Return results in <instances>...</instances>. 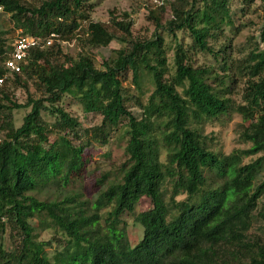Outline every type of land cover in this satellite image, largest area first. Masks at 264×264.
Listing matches in <instances>:
<instances>
[{
    "label": "trees",
    "instance_id": "16d2710c",
    "mask_svg": "<svg viewBox=\"0 0 264 264\" xmlns=\"http://www.w3.org/2000/svg\"><path fill=\"white\" fill-rule=\"evenodd\" d=\"M241 1L246 9L256 2ZM230 3L174 0L166 20L167 7L151 9L157 28L189 37L179 38L170 62L162 32L135 37L127 12L95 21L94 0H0V20L13 23L0 28V77L13 48L4 37L10 30L55 32L80 44L76 53L57 41L33 48L23 70L0 86V264H264V18L252 47L237 57L226 28L239 29ZM115 39L125 45L101 66L84 52ZM198 53L215 61L201 63ZM51 59L49 67L42 61ZM146 76L154 85L148 96ZM19 88L25 102L16 99ZM73 104L101 123L84 127ZM16 109L27 111L20 126ZM233 112L249 121L252 144L225 154L204 127ZM124 120L128 161L90 203L74 189L87 176L85 149L108 144ZM244 156L256 157L243 163ZM51 188L73 191L42 198ZM144 197L150 205L136 214ZM127 214L143 228L134 242ZM48 228L59 238L41 240Z\"/></svg>",
    "mask_w": 264,
    "mask_h": 264
},
{
    "label": "rangeland",
    "instance_id": "374dc122",
    "mask_svg": "<svg viewBox=\"0 0 264 264\" xmlns=\"http://www.w3.org/2000/svg\"><path fill=\"white\" fill-rule=\"evenodd\" d=\"M146 0H94L95 6L91 13V19L98 21H108L111 17H117L119 20L125 18V13L130 14V19L133 21V35L142 39L151 38L156 31L162 32L165 38V46L167 49V54L170 62H173L174 53L176 49L177 42L181 37L185 36L186 40H189L188 35L183 34V32L178 33V37L175 35L165 32L157 28L156 21L150 16V10L156 8H143V4ZM232 10V17L236 28L238 30H231L229 26H226L228 32L233 36V46L234 52H236L237 57H241L246 54V48L252 47V44L259 36V30L263 23L264 18V1L256 0L251 6L242 3L241 0H231L230 3ZM243 9H245L243 11ZM9 16H5L6 22L0 20V28L7 29L13 27V23L8 21ZM171 18V11L166 10L164 20ZM20 30H10L8 33L4 34V37L9 39V43L14 41ZM254 37V38H253ZM180 38V39H179ZM80 43V42H79ZM78 45H70L68 43L63 44V48L66 52L76 53ZM124 42L120 39L113 40L108 46H84V52H87L96 61L98 66H101L103 58H107L112 54V50L121 48L124 46ZM82 48V46H80ZM198 60L201 63L214 62V58L211 55L204 53H198ZM48 67L53 63L51 60H42ZM145 75V74H144ZM238 85V84H237ZM244 86L243 82H239L237 87L238 91L242 90ZM34 89V88H33ZM154 89V85L149 76L143 79V92L145 96H148ZM14 93L16 99L19 102H25L27 100V93L24 89H16ZM239 99V97H238ZM133 110L139 112V109L133 105ZM73 112L78 117L79 121L84 127H93L101 123V115L95 113H86L82 110L81 106L78 104H73L70 106ZM25 109H16L14 111V119L17 126L23 123ZM249 126V121L244 119L243 115L233 112L230 116H223L219 119H214L208 122L204 131L210 138L212 137V145L221 150L225 154H230L231 152L240 151L251 146L250 141H246V128ZM128 124L124 120L121 125L114 131L113 138L108 142V144L101 145L93 143L85 149V156L88 157L87 162V172L85 173L86 179L77 183L74 189L85 195L90 203L97 198L99 190L104 188L113 179H116L123 171L125 164L128 161V156L125 151L126 143L129 139L127 133ZM52 138L55 137V133H52ZM163 157H165V152L163 148ZM256 156L243 157V163H247L254 159ZM107 174L108 177L104 183H99L96 178H100L103 174ZM264 174V172L262 173ZM261 176V175H260ZM257 177V180L260 179ZM73 190L59 191L56 188H51L41 193L42 198L54 199L57 197H64L67 193ZM170 191L167 193L169 197ZM150 205L149 200L144 197L142 198L136 206V214ZM103 215L107 216L108 210L104 209ZM125 219L128 223V233L131 240L134 242L138 240L143 233V228L138 224L133 215H125ZM103 222H105V217H103ZM7 233V232H6ZM39 238L41 240H51L55 237L59 238V233L55 231V228L42 229L38 232ZM54 240V241H55ZM56 244V243H55ZM54 244V245H55ZM54 247L48 246L46 249L51 252Z\"/></svg>",
    "mask_w": 264,
    "mask_h": 264
},
{
    "label": "built area",
    "instance_id": "2783aa9c",
    "mask_svg": "<svg viewBox=\"0 0 264 264\" xmlns=\"http://www.w3.org/2000/svg\"><path fill=\"white\" fill-rule=\"evenodd\" d=\"M174 0H146L143 4V8H157V7H167L171 11V2ZM3 7L0 6V10ZM171 17H174L171 12ZM60 42L62 45L68 43L70 45H77V39L62 40L59 35L52 32L47 37H42L40 35L23 34L19 32L13 42V48L8 53L5 60L6 73L0 77V86L6 82L9 76L19 73L23 70V66L28 63V57L30 51L33 48H46L52 46L54 42Z\"/></svg>",
    "mask_w": 264,
    "mask_h": 264
}]
</instances>
